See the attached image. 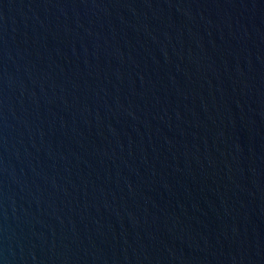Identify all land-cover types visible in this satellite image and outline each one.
<instances>
[{"label": "water", "instance_id": "water-1", "mask_svg": "<svg viewBox=\"0 0 264 264\" xmlns=\"http://www.w3.org/2000/svg\"><path fill=\"white\" fill-rule=\"evenodd\" d=\"M0 264H264V0H0Z\"/></svg>", "mask_w": 264, "mask_h": 264}]
</instances>
